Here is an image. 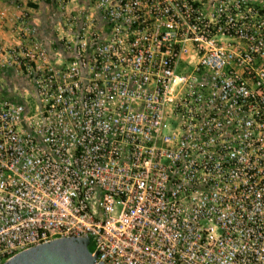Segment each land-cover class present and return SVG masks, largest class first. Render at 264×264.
Segmentation results:
<instances>
[{
    "label": "built area",
    "instance_id": "built-area-1",
    "mask_svg": "<svg viewBox=\"0 0 264 264\" xmlns=\"http://www.w3.org/2000/svg\"><path fill=\"white\" fill-rule=\"evenodd\" d=\"M53 2L59 52L0 47L30 92L0 83V264L66 237L104 264H264V7Z\"/></svg>",
    "mask_w": 264,
    "mask_h": 264
},
{
    "label": "crops",
    "instance_id": "crops-1",
    "mask_svg": "<svg viewBox=\"0 0 264 264\" xmlns=\"http://www.w3.org/2000/svg\"><path fill=\"white\" fill-rule=\"evenodd\" d=\"M253 3L264 7V0H253ZM56 10L57 5L53 0H0V47L15 53L36 44L59 52L63 29L58 18L52 15ZM25 23L33 26L36 31V37L31 43L21 29ZM3 65L0 59V83L18 92L13 97L16 101L30 97L28 79L12 70L3 69Z\"/></svg>",
    "mask_w": 264,
    "mask_h": 264
},
{
    "label": "water",
    "instance_id": "water-1",
    "mask_svg": "<svg viewBox=\"0 0 264 264\" xmlns=\"http://www.w3.org/2000/svg\"><path fill=\"white\" fill-rule=\"evenodd\" d=\"M90 245L89 238L66 237L22 251L4 264H104Z\"/></svg>",
    "mask_w": 264,
    "mask_h": 264
},
{
    "label": "trees",
    "instance_id": "trees-1",
    "mask_svg": "<svg viewBox=\"0 0 264 264\" xmlns=\"http://www.w3.org/2000/svg\"><path fill=\"white\" fill-rule=\"evenodd\" d=\"M90 250H91V252H94V247H93V245H90Z\"/></svg>",
    "mask_w": 264,
    "mask_h": 264
}]
</instances>
